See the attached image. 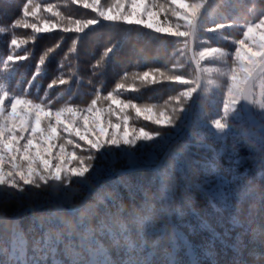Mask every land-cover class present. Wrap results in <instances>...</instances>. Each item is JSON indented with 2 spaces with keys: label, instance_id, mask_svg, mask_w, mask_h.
I'll use <instances>...</instances> for the list:
<instances>
[{
  "label": "trees",
  "instance_id": "16d2710c",
  "mask_svg": "<svg viewBox=\"0 0 264 264\" xmlns=\"http://www.w3.org/2000/svg\"><path fill=\"white\" fill-rule=\"evenodd\" d=\"M205 1L0 0V107L11 103L18 115L27 116L24 127L14 128L18 138L31 134L33 110L47 109L57 118L53 124L41 119L36 126L37 137L49 134L50 148L34 164L41 167L42 160L56 164L58 155L67 159L72 152L87 157L92 152L89 142L103 138L105 146L94 153L93 161L101 177L142 165L157 166L186 126L198 80L190 57V31ZM141 7L143 17L163 18L175 32H162L148 22L124 16L128 8ZM25 10L37 11L25 15ZM263 22L264 0L210 4L194 36L203 84L187 134L158 170H137L103 182L95 189L110 195L98 207L85 203L75 216L57 215L74 222V227L62 226L63 242L58 245L45 244L49 231L61 230L49 222L51 205L22 214L19 222L27 241L28 264H72L81 258L87 264H106L127 259L121 226L128 229L137 247L143 245L152 253L151 264L170 260L175 264H264V206L256 204L253 191L257 183L264 186V135L251 125L241 105L244 84L264 60L249 51L261 37ZM248 30L253 34L250 41ZM247 45L244 56L241 50ZM45 55V63L39 65ZM38 67L40 74H36ZM259 81L264 101V73ZM250 101L252 113L264 124ZM87 112L99 117L98 127L82 120ZM141 132L152 139L142 138L133 147L123 143ZM111 140L119 143L111 145ZM127 153L134 154L131 162ZM90 176L91 172L74 177L66 189L61 185L62 191L69 198ZM171 177L174 196L162 190ZM52 183L38 190L49 194ZM249 189L252 195L238 204L234 194ZM94 195L87 200L96 203ZM170 199L177 210L162 213L154 227L157 231L142 236L146 226L150 230L146 220L141 227V219L151 203L160 209ZM20 211L13 203L3 209L9 218ZM81 221L99 242L92 245V252L80 247L75 233L71 251L66 248L67 232ZM15 226L14 221L0 218V264H10L8 242ZM76 231L85 234L82 228Z\"/></svg>",
  "mask_w": 264,
  "mask_h": 264
},
{
  "label": "snow or ice",
  "instance_id": "6c2138e0",
  "mask_svg": "<svg viewBox=\"0 0 264 264\" xmlns=\"http://www.w3.org/2000/svg\"><path fill=\"white\" fill-rule=\"evenodd\" d=\"M33 13H28L25 10V15H34ZM26 26V25H25ZM42 30H47V27ZM0 31H3L0 28ZM14 45L17 44L15 40L12 41ZM19 46V45H17ZM75 48V42L73 44V49ZM51 51V50H50ZM46 60V55L42 56L39 65H43ZM40 74L39 67L37 68V73ZM142 138L152 139L150 136H146L145 133L141 132L140 136L136 137V139H125L123 141L124 144L129 145L130 147L135 146L138 140ZM34 148H39V145L30 142ZM90 143V147L92 152L87 157H82L77 155L75 152L68 154V158L65 159L64 155H58V163L52 164L50 161L42 160L41 167H37L33 162L29 160V155L27 151L24 152L22 159L25 161H29L25 166H21L19 163H14L12 165L11 170H7L3 167V164H0V204H4L7 201H15L21 204H27L29 207L39 204L41 201H47V196H42L40 193L26 191V187L39 189L41 185H47L49 182H53L49 191V195L58 205H63L64 201L68 199L66 192L62 191L61 185L64 189L67 188L68 184H70L74 177H85L87 174L91 172V176L80 182V187L87 190L90 194L95 193L97 198L102 200L105 195H110L109 193H105L103 190H96L94 185L97 181H99L101 177V173L98 170L94 169L93 161L95 160V152L100 151L102 147L105 146V140L101 138L97 143ZM108 143L111 145H117L119 142L117 140H111ZM5 148L11 150L13 145L11 142L5 144ZM127 156L130 159L134 157L133 153H127ZM39 158V157H37ZM7 189V191H5ZM78 189H73L75 192ZM251 192V189L248 190ZM22 194V195H18ZM235 199L237 203L244 201L247 198V193H242L241 191H237L235 194ZM261 205L264 206V198L261 200ZM91 207H95L94 205ZM71 215L75 216L79 211V208H72L69 210ZM49 222L54 224L57 229L55 232L49 231L46 235L45 244H60L63 242L62 236V226H64L63 218L58 217L55 213H51L48 218ZM146 225H149L150 222L148 220L145 221ZM77 228L84 229L85 234L81 235L76 231ZM122 232L121 235L126 244L128 252L126 253L127 259H122L119 262L117 261H106V264H151L150 257L152 253L147 252L145 247L141 245L137 247L130 236L127 234L128 229L124 226H121ZM157 230L154 227H145L144 232H141V235L144 236L145 233L150 234L154 233ZM93 230L89 228L85 222L81 221L77 227L73 230L67 232L68 236V245L66 248L71 251L73 246V235L75 233L76 236L80 238V247L83 248L87 252H92V245L98 244L92 237ZM116 243L119 244L120 241L117 239ZM147 240H145V244ZM55 250V249H53ZM135 251V255L131 253ZM79 256V253L76 254ZM72 264H87V261H84L82 258L80 260H73ZM169 264H175V261L170 260Z\"/></svg>",
  "mask_w": 264,
  "mask_h": 264
},
{
  "label": "rangeland",
  "instance_id": "374dc122",
  "mask_svg": "<svg viewBox=\"0 0 264 264\" xmlns=\"http://www.w3.org/2000/svg\"><path fill=\"white\" fill-rule=\"evenodd\" d=\"M205 1V0H204ZM143 8L140 9H133L130 11V8L125 10L124 16H126L127 19L130 20V17L133 20L136 21H145L148 22L153 27L159 29L162 32H175V29L169 24L165 19L155 17L154 14H149L147 17H143L144 12ZM263 25L260 26L259 35L261 36L259 39L255 40L253 43H255V46L250 45L245 46L242 48L241 53L244 54V56L247 54L248 50L246 48H249L250 52H253V56L257 58V60H262L264 58V22ZM251 30L247 31V39L250 41V38L253 37ZM258 37V36H257ZM246 49V51H245ZM263 86L262 83L256 82L255 87L253 88L252 94H251V101L250 103L257 109L260 116L264 119V104H263ZM32 127H31V134H28V136H20L19 138L15 135L14 128L17 126L24 127L27 123L26 115L23 114L20 116L18 115V111L14 109L13 105L10 103L7 107L1 108L0 107V164H3V167L7 170H11L12 165L14 163H19L21 166H25L28 164L29 161H25L22 159V156L25 151H27L29 155V160L33 163L36 162V160H41L42 155L46 150L50 148V137L49 134L45 133L42 135V137H37L35 133V128L37 125H39V122L41 119H47L50 120L51 123H55L57 118L56 115L50 114V112L45 109L44 111L41 110H33L32 111ZM82 120L86 123V125L91 127H98V124H101L99 117L96 114L91 113H84L82 114ZM50 125V128L53 125ZM107 128L104 126V131H106ZM79 131H81L79 129ZM11 142L13 145V148L11 150H8L5 148V144ZM30 142H33L36 145H39V148H34ZM54 148V147H53ZM39 157V158H37ZM7 191V189H5ZM26 191L31 192H37L40 193L42 196H47V201H41L39 204H43L46 202H54L49 194H42L38 189L36 188H30L26 187ZM22 195V194H18ZM8 203L17 204L20 206L22 210L28 209L31 207H34L36 205H33L29 207L27 204H21L17 203L15 201H7L4 204H0V210L4 209V205ZM215 206V204H214ZM216 208V206H215ZM217 209V208H216ZM30 212V211H29ZM16 223V226L14 228V231L11 235V238L8 242V258L10 264H28L27 260V241L23 233L22 226L19 222V218L14 220ZM35 224V223H32ZM54 252L57 251L56 247L53 248Z\"/></svg>",
  "mask_w": 264,
  "mask_h": 264
},
{
  "label": "water",
  "instance_id": "95a60500",
  "mask_svg": "<svg viewBox=\"0 0 264 264\" xmlns=\"http://www.w3.org/2000/svg\"><path fill=\"white\" fill-rule=\"evenodd\" d=\"M215 1V0H206L202 11L200 12V14L197 16V18L194 20L192 27H191V31H190V57H191V61L195 66V69L197 71V75H198V80H197V87L195 89L191 104H190V108H189V112H188V116H187V122H186V126L185 129L183 130V132L176 138L174 139L169 146L167 147L166 151L164 152L162 158L160 159L159 163L157 164V166L155 167H151V166H146V165H142V166H138V167H133L127 170H123L120 172H117L111 176L108 177H100L99 181H97L94 185V187L98 186L99 184L103 183V182H108L116 177H120V176H124L126 174L129 173H133L137 170H158L161 165L163 164L164 159L167 157V155L169 154V152L171 151V149L173 148L174 145H176L177 143H179L184 136L187 134V132L189 131L191 124H192V119H193V113H194V108H195V103L197 101V98L200 94L201 88H202V84H203V77H202V73L198 67V64L196 62L195 59V50H194V36H195V31L197 28V25L199 23V21L202 19V17L205 16V14L207 13V10L210 6V4ZM264 73V60L254 69V71L252 72V74L250 75V77L248 78V80L246 81V83L244 84L243 87V91H242V101H241V105H242V110L244 115L246 116V118L249 120V122L251 123V125L256 128L260 133H262L264 135V124L261 123L252 113L250 106H249V94H250V90L252 85L257 81V79ZM89 197V196H88ZM87 197V199H88ZM56 204L54 202H46L43 204H39L36 205L34 207L28 208V209H24L22 211H20L16 216L9 218V217H4V216H0V218L6 219V220H11L14 221L16 219H18L22 214L29 212V211H34L40 207L46 206V205H53ZM84 206L81 205V207H79V210ZM70 210V209H69ZM68 210L67 213H70V211ZM71 214V213H70Z\"/></svg>",
  "mask_w": 264,
  "mask_h": 264
},
{
  "label": "clouds",
  "instance_id": "9594fccd",
  "mask_svg": "<svg viewBox=\"0 0 264 264\" xmlns=\"http://www.w3.org/2000/svg\"><path fill=\"white\" fill-rule=\"evenodd\" d=\"M176 189V185L174 183V177L170 178V183L162 184V190L164 193L169 194L170 196H174ZM253 191L256 193V204L260 203L262 198H264V186H261L260 184H255L253 187ZM90 195V193L85 190L84 188H80L77 191L73 192L71 196L64 201L63 205L53 204L52 209L53 213L56 215L67 213L69 209L72 208H79L81 205L87 203L89 208H95L98 207L99 203H102L103 201L97 198V195H94V200L97 201L96 203L90 202L87 200V197ZM248 196L252 195V192L247 193ZM243 202V201H242ZM240 202L239 204H242ZM256 204L251 205V207H255ZM67 205V207L65 206ZM95 207H91V206ZM239 206V205H238ZM176 207L174 206V202L170 199L169 202L161 207L160 209H157L156 205L154 203H151V205L148 208V214L144 216L141 219V227L143 228V221L148 220L150 222V227H155V224L157 223L160 215L163 214H171L172 212L176 211ZM85 212L80 213V218L83 219L86 215ZM0 215L4 216L3 210H0ZM60 217L63 218V222L66 227H74V222L71 219V217L66 215H60Z\"/></svg>",
  "mask_w": 264,
  "mask_h": 264
}]
</instances>
